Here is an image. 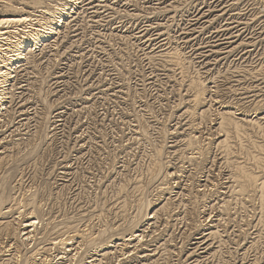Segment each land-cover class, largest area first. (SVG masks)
I'll return each instance as SVG.
<instances>
[{
    "label": "rangeland",
    "instance_id": "374dc122",
    "mask_svg": "<svg viewBox=\"0 0 264 264\" xmlns=\"http://www.w3.org/2000/svg\"><path fill=\"white\" fill-rule=\"evenodd\" d=\"M64 1L0 0V18L30 20L3 31L22 39L54 23L45 11L61 12ZM74 6L64 27L32 49L10 86H0L7 92L0 198L17 212L6 232L0 228V264L7 253L19 252L14 258L23 261L37 249L33 264H264L260 192L252 185L240 191L235 174L242 165L264 181V0H76ZM196 92L200 100L193 103ZM151 173L158 180L135 191ZM139 198L151 201L156 217L139 216L143 242H120L132 230ZM176 206L169 219L163 212ZM28 218L38 223L32 232L23 228ZM102 229V244L114 234L117 240L108 257L85 248L81 236L67 246L78 233L95 238ZM154 248L155 257L148 252Z\"/></svg>",
    "mask_w": 264,
    "mask_h": 264
},
{
    "label": "bare ground",
    "instance_id": "6f19581e",
    "mask_svg": "<svg viewBox=\"0 0 264 264\" xmlns=\"http://www.w3.org/2000/svg\"><path fill=\"white\" fill-rule=\"evenodd\" d=\"M75 1L76 0H65L64 1V3H61V4H59V6H61V9H60V11L61 12H53V13H48V12H46L45 11V13L46 14H48L50 17H52V19H54V20H56L54 23L53 22H46V24L44 25V24H42V25H40V27L39 28H35V29H33V30H31V31H28V34H25V37H23L22 39L20 38H18V39H14V38H16V37H14L13 36V34H11L9 31H3V26L5 27V28H9V25H11V24H15V23H25V22H28V21H30L27 17H24V16H13V17H11V16H6V17H4V18H0V86L2 87V88H6L7 86H10V85H8L7 84V82H9L10 80H12L13 78H14V76H13V73H15V71L17 70V69H19L20 67H21V64L23 63H25V61L27 60V58H28V56H29V54L30 53H32V49L34 48V50H36L37 48H39V47H41V46H43L42 44L46 41L47 42V39H52L51 37H53L54 35H56L57 34V32H58V29H60V28H62V27H64L63 26V24H64V20H65V18L67 17V13H66V11H72V9L75 7L74 6V4H75ZM79 3H80V1H78ZM124 2V1H123ZM85 4V3H84ZM107 6V5H106ZM105 6V7H106ZM10 8H13V6H10ZM179 8V7H178ZM59 9V8H58ZM14 10V9H13ZM63 10V11H62ZM57 11V10H56ZM82 11V10H81ZM74 12V11H73ZM83 12V11H82ZM85 12V11H84ZM199 12V11H198ZM71 13V12H70ZM130 14V13H129ZM137 14V13H136ZM161 14V13H160ZM120 15V14H119ZM201 15V14H200ZM240 16V15H239ZM137 17V16H136ZM140 18V17H139ZM196 18V17H195ZM67 19V18H66ZM230 19V18H229ZM229 19H226V21L227 20H229ZM232 21V20H231ZM229 22V21H228ZM195 23V22H194ZM212 23V22H211ZM232 23V22H231ZM238 23V22H237ZM75 24V23H74ZM236 24V23H235ZM238 24H240V23H238ZM68 25H69V23H68ZM243 26H245L244 24H243ZM226 27H228V25L226 26ZM1 28H2V31H1ZM236 28H238V27H236ZM240 28V27H239ZM70 29V28H69ZM81 29V28H80ZM222 29H224V28H222ZM222 29H220V31H225V30H222ZM228 29V28H227ZM235 29V28H234ZM190 30V29H189ZM232 30V29H231ZM239 30V29H238ZM237 30V31H238ZM60 31V30H59ZM101 31V30H100ZM219 31V30H218ZM216 32V31H215ZM221 32V33H222ZM218 33V32H217ZM216 33V34H217ZM215 34V33H214ZM215 34V35H216ZM225 34V33H224ZM242 35H244V34H242ZM23 36V35H22ZM160 36V35H159ZM213 36V35H212ZM56 37V36H55ZM220 37V36H219ZM107 38V37H106ZM213 38V37H212ZM221 38V37H220ZM250 43V42H249ZM241 46L243 47V45L241 44ZM248 46H250L251 47V45H248ZM80 48V47H79ZM240 48V47H239ZM236 49V48H235ZM234 49V50H235ZM243 49V48H242ZM231 50H233V49H231ZM233 50V51H234ZM222 51V50H221ZM237 51V50H236ZM175 53V52H174ZM231 53V52H230ZM233 53V52H232ZM239 53V52H238ZM170 55H171V53H170ZM229 55V54H228ZM165 57H167V55L165 56ZM230 57V56H229ZM168 58V57H167ZM171 62L173 63V65H174V67L176 66H178V67H180L179 66V62H178V57L176 58V56H174V55H172L171 56ZM226 58H228V57H226ZM88 59V58H87ZM108 59V58H107ZM169 60V59H168ZM170 62V61H169ZM22 64V65H23ZM263 66V65H262ZM261 68V65H260V67H258V70ZM182 68L180 67V71H182L181 70ZM260 70H262V71H264L263 70V67H262V69H260ZM254 71L255 70H253V73H254ZM257 71V70H256ZM182 73V72H181ZM252 72H251V74H253ZM258 73V72H257ZM260 73V72H259ZM258 76H259V74H258ZM261 80V79H260ZM259 81V80H258ZM11 82V81H10ZM12 83V82H11ZM4 84H6V85H4ZM257 84V83H256ZM193 85V88L195 89V84H192ZM262 86L264 85V83H262L261 84ZM192 87V86H191ZM257 87V86H256ZM1 88V89H2ZM258 88V87H257ZM261 88V87H260ZM252 91V90H251ZM257 91V90H256ZM4 92H6V89H2V90H0V112H2V111H4L5 110V100H4V98L7 96H5L4 97V95L7 93H4ZM261 92H263V91H261ZM200 92H196V94H195V99L193 100L194 102L193 103H195V101H196V103H197V101L199 102V100H200ZM252 96V95H251ZM263 103V102H262ZM262 105V104H261ZM261 107V106H260ZM257 109V108H256ZM261 110H262V108H260ZM45 110V109H44ZM253 110V109H252ZM10 111V110H9ZM258 111H259V109H258ZM257 111V112H258ZM19 112V111H18ZM255 112V111H254ZM1 114V113H0ZM12 114V113H11ZM24 114V113H23ZM189 114V113H188ZM47 115V114H46ZM89 115V114H88ZM259 122V121H258ZM257 122V123H258ZM226 123V122H225ZM224 123V124H225ZM251 123V122H250ZM253 123H254V121H253ZM233 124V128L236 130V131H238V133H239V130H240V126H239V124L238 123H232ZM256 124V123H255ZM222 125V124H221ZM225 125H227V124H225ZM200 127V126H199ZM257 127V126H256ZM11 128V127H10ZM229 129V128H228ZM10 130V129H9ZM241 131H242V128H241ZM228 132V131H227ZM238 133H237V136H238ZM240 134V133H239ZM17 135V134H16ZM25 135V134H24ZM244 137V136H243ZM135 138V137H134ZM227 140V139H226ZM10 141V140H9ZM188 141H189V144L190 145H193V143L192 142H190V140L188 139ZM193 141V140H192ZM223 142V144H225V142L224 141H222ZM191 147V146H190ZM222 147V146H221ZM224 147H226V150L228 151L229 150V148L228 147H230V146H228L227 145V142H226V144L224 145ZM223 148V147H222ZM105 149V148H104ZM225 150V149H224ZM225 150V151H226ZM229 152V151H228ZM259 152H261L260 150H259ZM102 153V152H101ZM159 154V153H158ZM262 154V153H261ZM227 155V154H226ZM254 157H256V156H254ZM258 162V161H257ZM245 167V166H244ZM244 167H242V165L241 166H238L237 165V167H236V171H235V174H236V182L238 183V186H239V188H240V191H246L247 190V188L249 187V186H255L258 190H259V192H260V198H261V202H262V206L264 207V181H258L257 180V178L255 177V176H253L251 173H248L246 170H245V168ZM146 171V170H145ZM260 172V171H259ZM171 177V176H170ZM158 180V177L156 176V175H154V174H150L149 175V177H148V179H147V182L145 183V182H143V183H138L137 184V186L135 187V191H137V192H140L142 189H146L148 186L150 187V185L155 181V180ZM142 185V186H141ZM153 186V185H152ZM233 188V187H232ZM149 189V188H148ZM148 189H146V190H148ZM236 189V188H235ZM145 191V190H144ZM143 192V191H142ZM143 194H145L144 192H143ZM157 194V193H156ZM247 194V193H246ZM137 195V194H136ZM140 196H141V194H140ZM241 196V195H240ZM136 197V196H135ZM138 197V196H137ZM149 198V197H148ZM249 198V197H248ZM151 199V198H150ZM150 199H149V201H150ZM44 200V199H43ZM133 200V199H132ZM139 200H140V198H139ZM138 200V201H139ZM151 204V201L150 202H146V201H139V203H138V206H137V208H136V210H137V212H136V214L135 215H133L132 216V218H131V220H130V222L128 223V221L126 222L125 221V224H127L128 223V225H130V228H132V230H131V232H127V233H122V235L119 237L118 236V241L120 240V242L121 241H124V243L126 242V241H130L129 243H131V242H135L136 241V243H140L141 241H142V239H143V233L142 234H140V235H138L139 233H137V232H140L139 230H138V221H140L139 220V216L141 217V214L144 212V211H146V216H145V218H147V221H150V220H152V219H155V217H156V212L155 213H153V214H151V211L153 210V207H151L150 206V204ZM152 204H153V202H152ZM179 204V203H178ZM261 204V203H260ZM155 205V204H154ZM125 206V205H124ZM127 206V205H126ZM153 206V205H152ZM225 206V205H224ZM136 207V206H135ZM166 207V206H165ZM165 207H163L164 209H166ZM178 206H176L175 208H172V209H170V210H168V211H166V212H163V213H165L166 215H167V217L169 218V219H172L173 218V216L176 214V208H177ZM124 208H126V207H124ZM128 208V207H127ZM130 208V207H129ZM16 209L12 206V204L11 205H9L8 203H7V205H6V200L4 199V198H2V196H1V198H0V228L1 229H5L4 230V232H6V230L7 229H9L8 228V224L10 223H8V219L9 218H11L12 219V217H13V215L14 214H16L17 212L15 211ZM162 211H164L163 209H162ZM218 211V210H217ZM122 212H123V210H122ZM162 213V214H163ZM160 214V213H159ZM164 214V215H165ZM22 215V214H21ZM126 215V214H125ZM82 216V215H81ZM180 216V215H179ZM25 217V216H24ZM29 217V216H28ZM126 217V216H125ZM176 217V216H175ZM184 217V216H183ZM127 218V217H126ZM145 218H144V220H145ZM165 218V217H164ZM181 219H182V217H180ZM157 219V218H156ZM180 219V220H181ZM7 220V221H6ZM10 220V219H9ZM37 220V219H36ZM116 220V219H115ZM231 220V219H230ZM68 221V220H67ZM167 221V220H166ZM178 221H179V218H178ZM181 222H182V220H181ZM188 222V221H187ZM37 222H35L34 221V218H33V220L32 219H30L29 220V218H28V221H26V223H25V225H24V227L23 228H25V230L27 231V230H29V228H31V230H29V231H31L32 232V228H34V226H35V224H36ZM176 223V222H175ZM38 224V223H37ZM141 224V223H140ZM143 224V223H142ZM178 224H179V222H178ZM183 224V223H182ZM123 225V224H122ZM174 225V224H173ZM240 225V224H239ZM263 225V224H262ZM9 226H10V224H9ZM120 226V225H119ZM117 227L116 229H113L115 232L114 233H116L117 231V229L118 228H121V226L120 227ZM181 226V225H180ZM188 226V225H187ZM123 227V226H122ZM142 227V226H141ZM178 227V226H177ZM182 227V226H181ZM128 228L129 227H127V230H128ZM180 228V227H179ZM240 228V227H239ZM0 229V230H1ZM65 229V228H64ZM71 229V228H70ZM122 229V228H121ZM124 229V228H123ZM126 229V228H125ZM142 229V228H141ZM161 229V228H160ZM164 229V228H163ZM24 230V229H23ZM67 230V231H66ZM65 231H59L60 232V234H63V233H66V232H69L68 230L69 229H66ZM103 230H105V229H102V231H100L99 232V234L97 235V236H95V238H93V237H90L89 235H88V237L86 238V236L85 235H80L79 233H78V235L76 236V237H72V238H70V239H68V241H69V243L67 244V246L69 245L70 247H71V245L70 244H72L73 243V241L75 240V239H79L78 237H80L81 236V238L83 237V238H85L86 240H84L83 238H82V240L84 241V243L86 244V245H88V247L86 246H84L85 248H90V247H94V248H96L97 247V249L99 250V252H101L102 251V253H105V254H103V255H106L108 252L110 253L111 251H109L110 249L112 250V248L114 247V246H116L115 245V243L117 242V240H114V238H115V234L114 235H112L111 236V238L107 241V239H105L107 242L104 244H102L101 243V240L103 239L104 240V236L106 237V233H107V231L105 232V231H103ZM108 230V229H107ZM110 230V229H109ZM112 230V231H113ZM118 230H120V229H118ZM27 232V234L26 235H28V237H27V239L29 238V233L31 234V232ZM34 231V230H33ZM56 231V230H55ZM124 231V230H123ZM122 231V232H123ZM1 232V231H0ZM4 232H1V233H3L4 234ZM8 232V231H7ZM58 232V233H59ZM211 232V231H210ZM9 233V232H8ZM24 233V232H23ZM118 233V232H117ZM7 234V233H6ZM11 234V233H10ZM14 234V233H13ZM55 234V233H54ZM212 235V236H211ZM23 236V235H22ZM85 236V237H84ZM154 236V235H153ZM210 236L211 237H216V233H211L210 234ZM31 237H32V235H31ZM38 237V236H37ZM69 237V236H68ZM117 237V236H116ZM209 237V236H208ZM210 237V238H211ZM219 237V236H218ZM12 238V237H11ZM14 238V237H13ZM80 238V239H81ZM145 238V237H144ZM15 239V238H14ZM24 239H25V235H24ZM217 239V238H216ZM59 240V239H58ZM214 240V239H213ZM221 240V239H220ZM21 241V240H20ZM22 241H24V240H22ZM31 241V240H30ZM81 241V240H80ZM229 241V240H228ZM66 243V241H61V243ZM143 242V241H142ZM25 243H26V241H25ZM32 243H33V241H32ZM35 243V242H34ZM57 243V242H56ZM55 243V246L56 245H58V244H56ZM80 243V242H79ZM81 245H83L84 243L81 241ZM123 243V244H124ZM135 243V244H136ZM28 244V243H27ZM26 244V245H27ZM31 244V243H30ZM29 244V245H30ZM36 244V243H35ZM166 244V243H165ZM210 244V243H209ZM12 245V244H11ZM37 245H40V241L36 244V246ZM64 245H66V244H64ZM127 245V244H126ZM204 245V244H203ZM10 246V245H9ZM16 246V245H15ZM140 246V245H139ZM160 246H162V245H160ZM183 246V245H182ZM12 246H10V248H11ZM28 247V246H27ZM40 248H42L41 246H39ZM44 247V246H43ZM117 247H119L118 245H117ZM123 247V246H122ZM126 247V246H125ZM163 247V246H162ZM222 247V246H221ZM5 248V247H4ZM12 248H14V247H12ZM75 248V247H74ZM159 248V247H158ZM165 248V245H164V247H163V249ZM210 248V247H209ZM3 249V248H2ZM6 249H7V247H6ZM20 249V248H19ZM35 249V248H34ZM45 249V248H44ZM46 249H47V247H46ZM45 249V250H46ZM76 249V248H75ZM79 249V248H78ZM77 249V250H78ZM155 249V248H154ZM4 250V249H3ZM12 250V249H11ZM45 250H42L43 252L45 251ZM98 250H97V252H98ZM116 250V249H115ZM162 250V249H161ZM27 251V250H26ZM41 250H39L38 251V249L37 250H29V258H25V256L26 255H24V259H22L23 257H20V256H18V257H20L23 261H17V259H15L14 257H16L17 255H20V254H18L17 253V255L16 256H14L12 253H7V252H9V248H8V250H5V252L4 253H7L5 256H3V257H5V259L4 260H2V264H33L32 262H34V261H36V257H37V254H39V253H42V252H40ZM94 251H96V250H94ZM113 251V250H112ZM158 251V249H155V250H151V251H149V249H148V252H150V253H153V256L155 257V255H156V252ZM168 251V250H167ZM3 252H1V253H3ZM12 252V251H11ZM131 252V251H130ZM129 252V253H130ZM219 252V251H218ZM13 253H14V251H13ZM27 252H25V254H26ZM79 253V252H78ZM108 253V254H109ZM155 253V254H154ZM161 253V252H160ZM45 254V253H44ZM80 254V253H79ZM86 254H89V253H86ZM149 254V253H148ZM162 254H164V253H162ZM28 255V254H27ZM40 255V254H39ZM165 255V254H164ZM213 255V254H212ZM23 256V255H22ZM107 256V255H106ZM135 256V255H134ZM150 256H152V255H150ZM17 257V258H18ZM67 257V256H66ZM102 257H105V256H102ZM108 257V256H107ZM131 257V256H130ZM136 257V256H135ZM134 257V258H135ZM160 257V256H159ZM164 257V256H163ZM79 258V257H78ZM147 258V257H146ZM44 259V258H43ZM43 259H42V261H43ZM58 259V258H57ZM71 260H72V258H70ZM104 259V258H103ZM108 259V258H107ZM112 259V258H111ZM126 259V258H125ZM128 259V258H127ZM126 259V260H127ZM141 259V258H140ZM150 259H151V257H150ZM149 259V260H150ZM158 259V258H157ZM162 259H164V258H162ZM70 260V261H71ZM101 260V259H100ZM113 260V259H112ZM122 260V259H121ZM152 260V259H151ZM150 260V261H151ZM46 261V260H45ZM50 261V260H49ZM99 261V260H98ZM102 261V260H101ZM104 261V260H103ZM136 261V260H135ZM141 261H143V260H141ZM38 262V261H37ZM47 262V261H46ZM51 262V261H50ZM93 262V261H92ZM106 262V261H105ZM110 262V261H109ZM139 262V261H138ZM1 263V262H0ZM36 263V262H35ZM41 263V262H40ZM49 263V262H48ZM83 263V262H82ZM153 263V262H152ZM157 263V262H156ZM37 264V263H36ZM42 264V263H41ZM91 264V263H90ZM99 264V263H98ZM100 264H101V262H100ZM113 264V263H112ZM121 264V263H120ZM143 264V263H142ZM200 264V263H199Z\"/></svg>",
    "mask_w": 264,
    "mask_h": 264
}]
</instances>
